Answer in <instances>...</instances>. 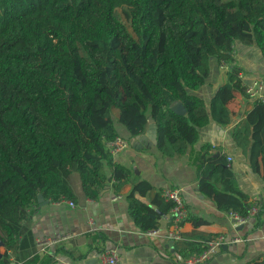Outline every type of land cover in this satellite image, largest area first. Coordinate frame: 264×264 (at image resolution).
Masks as SVG:
<instances>
[{
  "label": "trees",
  "instance_id": "1",
  "mask_svg": "<svg viewBox=\"0 0 264 264\" xmlns=\"http://www.w3.org/2000/svg\"><path fill=\"white\" fill-rule=\"evenodd\" d=\"M236 40L256 43L264 54V0H0V264H12L18 223L38 194L78 199L68 178L72 171L94 199L108 183L104 161L116 192L132 178L105 147L120 135L114 119L140 134L150 111L157 145L167 155L184 154L211 117L229 123L228 104L236 93L246 94L240 67L231 64L210 112L191 91L205 83L211 57L234 61ZM175 100L186 114L171 108ZM252 102L233 136L249 150L254 168L261 160L264 180V103ZM209 148L204 144L191 157L201 191L241 217L258 202L260 224L264 202L251 201L225 155ZM151 190L150 182L138 180L129 195L131 215L143 231L158 228L174 206L162 191L150 202L135 195ZM183 240L175 246L186 258L207 247L206 240ZM242 264H264V256Z\"/></svg>",
  "mask_w": 264,
  "mask_h": 264
},
{
  "label": "crops",
  "instance_id": "2",
  "mask_svg": "<svg viewBox=\"0 0 264 264\" xmlns=\"http://www.w3.org/2000/svg\"><path fill=\"white\" fill-rule=\"evenodd\" d=\"M233 49L231 64L241 68L242 82L264 79V54L256 43L236 40ZM221 63L211 57L205 83L191 91L204 99L209 112L211 98L229 80L230 68H223ZM252 101L245 93H236L228 104L230 122L220 124L211 117L208 124L199 128L198 141L180 155H167L158 147L157 124L150 111L147 112V127L140 134H131L121 123L122 126L118 127L114 119L118 133L129 144L113 157L132 170V178L121 184L116 192L111 167L104 161L108 183L100 197L94 199L85 196L79 173L72 171L68 178L78 195L74 200L77 206L58 204L43 197L42 201L37 200L28 208L18 223L19 244L15 250H9L12 264H86L89 258H99L100 252L111 248L120 255L117 264H185L186 257L176 249L175 241L173 245L168 243L170 239L166 236L172 227L171 212L160 218L157 234L143 231L131 215L129 195L133 182L143 179L151 183L152 190L144 196L135 195L145 202H150L158 191L181 189L183 201L190 211L189 218L182 225L183 241H207L219 234L242 239L225 243L208 264H242L264 256V213L258 225L255 217L244 223L234 221L229 212L219 208L214 196L201 191L197 166L191 159L193 153L208 144L209 152L225 155L237 186L249 199L264 202L262 162L258 159L254 168L249 150H244L233 136V128L245 117ZM116 194L122 196L113 199ZM241 224L242 228L239 227ZM37 237H58V241L40 248L36 244ZM71 250L77 256L81 253L86 256L72 257ZM0 251L3 252L4 248L1 247ZM94 264H100V261Z\"/></svg>",
  "mask_w": 264,
  "mask_h": 264
},
{
  "label": "built area",
  "instance_id": "3",
  "mask_svg": "<svg viewBox=\"0 0 264 264\" xmlns=\"http://www.w3.org/2000/svg\"><path fill=\"white\" fill-rule=\"evenodd\" d=\"M231 63L223 61L221 66L223 68L229 69ZM239 77L243 79L242 72L239 73ZM245 87V92L249 98L252 100L258 99L264 103V79L255 78L250 82H242ZM128 140L122 136L117 135L115 138L107 140L105 142V147L114 156L124 150L128 146ZM229 159H231L229 157ZM163 197L166 200H173L174 206L171 209L172 215V227L167 231V238L177 241L183 238L182 235V225L189 218L190 211L188 206L183 201L181 196L180 188H167L163 190ZM121 194H116L113 199L121 197ZM58 204L66 203L72 207L77 206V203L73 199L67 197H61L59 200L55 201ZM259 210L258 202H255L250 209V213L246 217H241L235 212H230V215L234 218L236 222L244 223L251 218L255 217ZM93 220V219H91ZM160 230L158 228L149 230L150 234H157ZM240 237L228 238L226 234H219L212 239L206 241L207 247L198 253H194L185 258V264H204L207 263L214 255L220 250V248L230 241H240ZM58 241V237H37L36 244L40 248H44L46 245ZM120 255L115 248L107 249L99 253L100 264H117L119 262Z\"/></svg>",
  "mask_w": 264,
  "mask_h": 264
},
{
  "label": "water",
  "instance_id": "4",
  "mask_svg": "<svg viewBox=\"0 0 264 264\" xmlns=\"http://www.w3.org/2000/svg\"><path fill=\"white\" fill-rule=\"evenodd\" d=\"M171 108L176 111L177 113L179 114H186V108L183 104L182 101L180 100H175L171 103ZM38 200L42 201L43 200V196L42 194H38ZM159 214H162L161 212H159ZM235 221V220H234ZM240 228L243 227V224H241L239 226ZM170 245H173L174 244V241L172 239L169 240L168 242ZM0 244H2V242H0ZM173 249V248H172ZM0 257H1V253H0ZM99 261V258L98 257H94V258H89L87 261H86V264H94V263H97Z\"/></svg>",
  "mask_w": 264,
  "mask_h": 264
},
{
  "label": "rangeland",
  "instance_id": "5",
  "mask_svg": "<svg viewBox=\"0 0 264 264\" xmlns=\"http://www.w3.org/2000/svg\"><path fill=\"white\" fill-rule=\"evenodd\" d=\"M118 10H119V13L121 14V16L123 17V11H122V9L119 8ZM123 18H124V17H123ZM245 95H246V94H245ZM115 115H116V112L114 111V114H113V117H114V118H116ZM116 124L118 125V127L122 126L117 120H116Z\"/></svg>",
  "mask_w": 264,
  "mask_h": 264
}]
</instances>
